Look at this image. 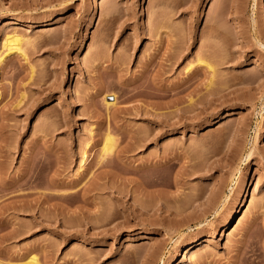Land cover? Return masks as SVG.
Returning a JSON list of instances; mask_svg holds the SVG:
<instances>
[{
    "label": "rangeland",
    "instance_id": "obj_1",
    "mask_svg": "<svg viewBox=\"0 0 264 264\" xmlns=\"http://www.w3.org/2000/svg\"><path fill=\"white\" fill-rule=\"evenodd\" d=\"M259 29L264 0H0V264H264Z\"/></svg>",
    "mask_w": 264,
    "mask_h": 264
},
{
    "label": "bare ground",
    "instance_id": "obj_2",
    "mask_svg": "<svg viewBox=\"0 0 264 264\" xmlns=\"http://www.w3.org/2000/svg\"><path fill=\"white\" fill-rule=\"evenodd\" d=\"M258 41H259V43H260V45H263L264 46V40L262 39L263 38V36H264V30H262V29H259L258 30ZM213 35H215V34H213ZM8 46L10 47V50L9 51H13V50H18V51H21L22 49H23V47H22V45H21V43H22V39H21V36H19V34H16V33H14L13 35H11V36H9L8 38ZM11 51V52H12ZM22 52H23V50H22ZM3 60V58H0V63H1V61ZM201 63V62H200ZM192 66V65H191ZM208 66L211 68V70H213V66L212 65H210V64H208ZM208 67V68H209ZM192 70V67H189V72ZM212 75H213V73H212ZM114 100H115V97H114ZM109 101V100H108ZM110 103H113L114 104V102H110L109 101V104ZM111 139V138H110ZM109 139V140H110ZM109 143L110 144H107V146L105 147V152H106V154L107 153H110V152H112L113 151V147H114V143L110 140L109 141ZM86 151L83 153V158H82V161H81V166L80 167H83L85 164H86V162H87V160H88V155H86ZM251 156V153H248L247 155H246V158H249ZM182 210V209H181ZM185 220V219H184ZM190 220V219H189ZM234 220V217L232 216L231 218H229L228 219V221H227V223H230L231 221H233ZM185 222V221H184ZM187 222V221H186ZM185 222V223H186ZM185 223H183L182 225H185ZM200 223V222H199ZM198 223V224H199ZM179 224H181V223H179ZM181 227V226H180ZM185 227H187V228H189L190 227V223L188 224V222H187V224H186V226ZM248 245V244H247ZM247 247V246H246ZM187 251L185 252V255L187 256V257H189L188 255H190V252H191V248H190V246H187ZM252 249V248H251ZM242 250H244V249H242ZM248 250H250V249H248ZM254 250V249H253ZM245 251V253H247V251L246 250H244ZM244 251H243V255H245L244 254ZM253 252V251H252ZM247 254H250V253H247ZM250 255H252V254H250ZM254 255V254H253ZM241 256H242V254H241ZM243 257V260H244V256H242ZM253 257V256H252ZM252 257H250L249 255H245V260L247 259L248 261L250 260V261H252L253 263H254V261L255 260H253V259H255L254 257L252 258ZM258 257V256H257ZM32 258V257H31ZM252 258V259H251ZM243 260H242V262H243ZM262 260V259H261ZM252 262H250V263H252ZM28 264H39V262L37 261V259L36 258H32L31 260H30V262H27ZM248 264H249V262H248Z\"/></svg>",
    "mask_w": 264,
    "mask_h": 264
}]
</instances>
